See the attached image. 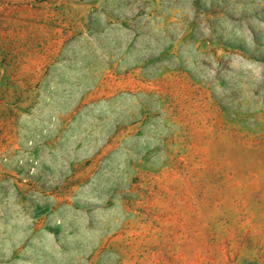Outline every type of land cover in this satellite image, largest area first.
<instances>
[{"label":"rangeland","instance_id":"374dc122","mask_svg":"<svg viewBox=\"0 0 264 264\" xmlns=\"http://www.w3.org/2000/svg\"><path fill=\"white\" fill-rule=\"evenodd\" d=\"M0 264H264V0H0Z\"/></svg>","mask_w":264,"mask_h":264}]
</instances>
